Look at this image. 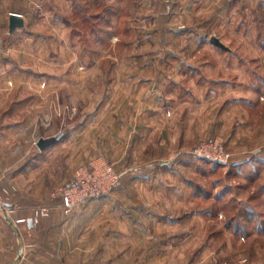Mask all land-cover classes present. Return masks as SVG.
<instances>
[{
  "label": "rangeland",
  "instance_id": "obj_1",
  "mask_svg": "<svg viewBox=\"0 0 264 264\" xmlns=\"http://www.w3.org/2000/svg\"><path fill=\"white\" fill-rule=\"evenodd\" d=\"M6 1L32 15L25 53L4 56L27 110L0 120V210L24 250L55 211L106 206L111 264H264V1ZM103 164L119 183L66 212L63 189Z\"/></svg>",
  "mask_w": 264,
  "mask_h": 264
},
{
  "label": "crops",
  "instance_id": "obj_2",
  "mask_svg": "<svg viewBox=\"0 0 264 264\" xmlns=\"http://www.w3.org/2000/svg\"><path fill=\"white\" fill-rule=\"evenodd\" d=\"M161 1L164 3L163 6H167L169 9H187L188 7H211L215 5L217 0ZM263 1L260 0V2ZM29 10L30 8L26 4L16 3V5L12 6L6 0H0V120L8 119L10 118V114L21 111L20 105L26 106V100L23 98L26 96V90L30 83L25 80H15L13 82L10 80L12 67L4 56H15L16 54L20 56L25 53L26 45L21 44V41L28 38L26 36L29 33L25 26L32 22L30 19L32 15ZM13 13H16L23 19L22 25L18 26L20 28H12L11 16ZM37 33H30V35L34 36H29V38H39L35 36ZM13 71L16 72V70ZM32 84H34L35 89L38 88L37 82ZM60 88L67 87L63 86ZM56 93L57 97H59L58 91ZM30 94L35 96V91ZM25 110L27 109H22L23 112ZM134 116L136 118L134 119L136 120V128L134 130V127H131V132H135L137 136L141 133L145 134V132H149L148 130L150 129L148 127L142 126V120L145 119L142 117V114L139 115L137 112ZM143 116L147 118L146 114ZM7 127L4 129L8 133L3 134L2 137L10 134V128ZM138 149L139 145H137L135 150L137 151ZM7 165L4 162H0V170H2L1 167L5 168ZM165 166H167L166 163H159L154 167H148L145 164L134 165L130 185L135 189V184L139 185L138 181L140 180L141 173L152 172V168ZM147 177L149 178L151 175L149 174ZM104 202L99 201L96 206L103 205ZM117 212H114L115 216L118 215ZM110 213V209L106 206L103 208L94 207L93 209L88 207L87 209L78 210L69 216L57 210L51 218L42 221L39 229L36 230L38 237H40V244L38 248L28 252L18 242V239L14 236V228L8 222L3 211L0 210V264H111L116 261V258L114 257L112 260L107 259L111 258L110 255L107 257L105 253L101 254V251L98 249L101 248L102 251L107 252L108 248H112V246L110 247L112 241L114 247L117 246V243L118 247H122L124 241L122 225L115 223L116 221L108 223L103 218V216H106V219H108ZM132 215L135 214L132 213Z\"/></svg>",
  "mask_w": 264,
  "mask_h": 264
},
{
  "label": "built area",
  "instance_id": "obj_3",
  "mask_svg": "<svg viewBox=\"0 0 264 264\" xmlns=\"http://www.w3.org/2000/svg\"><path fill=\"white\" fill-rule=\"evenodd\" d=\"M99 168L101 171V177L99 176L100 173H95L96 171L93 172V174L86 173V176H81V172H78L76 179L63 189L62 195L66 212H71L88 201L105 195L110 188L119 183L120 176L115 173V169L112 166L103 164L95 169L99 171ZM38 217L39 216L37 215L34 221H37Z\"/></svg>",
  "mask_w": 264,
  "mask_h": 264
},
{
  "label": "water",
  "instance_id": "obj_4",
  "mask_svg": "<svg viewBox=\"0 0 264 264\" xmlns=\"http://www.w3.org/2000/svg\"><path fill=\"white\" fill-rule=\"evenodd\" d=\"M11 21H12V28H16V27L22 25V18L19 15H12ZM212 42L217 46L225 48L224 44L221 43L220 40H218L217 38H214L212 40ZM55 141H56V139L41 140L40 141V147H41V149H45L46 147L52 145Z\"/></svg>",
  "mask_w": 264,
  "mask_h": 264
}]
</instances>
